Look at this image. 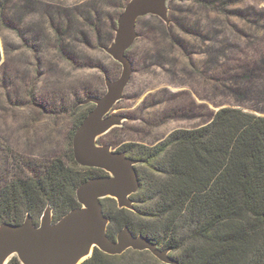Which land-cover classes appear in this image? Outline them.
Segmentation results:
<instances>
[{
  "label": "rangeland",
  "instance_id": "obj_1",
  "mask_svg": "<svg viewBox=\"0 0 264 264\" xmlns=\"http://www.w3.org/2000/svg\"><path fill=\"white\" fill-rule=\"evenodd\" d=\"M137 1L0 0V186L68 154L87 98L121 75L110 50ZM160 2L133 21L132 72L94 148L153 145L225 106L264 115V0Z\"/></svg>",
  "mask_w": 264,
  "mask_h": 264
},
{
  "label": "trees",
  "instance_id": "obj_2",
  "mask_svg": "<svg viewBox=\"0 0 264 264\" xmlns=\"http://www.w3.org/2000/svg\"><path fill=\"white\" fill-rule=\"evenodd\" d=\"M92 110L80 112L72 136ZM113 148L137 162L138 189L129 196L131 209L111 197L100 199L109 239L126 227L178 264H264L263 114L225 106L206 123L172 130L153 145ZM104 175L80 166L70 141L68 154L0 186V225H20L29 216L38 227L47 206L55 224L80 207L79 185ZM6 264L21 263L12 256ZM80 264L165 263L148 250L111 255L95 247Z\"/></svg>",
  "mask_w": 264,
  "mask_h": 264
},
{
  "label": "water",
  "instance_id": "obj_3",
  "mask_svg": "<svg viewBox=\"0 0 264 264\" xmlns=\"http://www.w3.org/2000/svg\"><path fill=\"white\" fill-rule=\"evenodd\" d=\"M160 1L129 3L118 17L114 46L110 52L122 66L121 75L117 80L106 83L107 91L101 98H87L95 106L77 127L72 138L75 161L83 167L102 169L109 175L90 178L81 183L76 190L80 207L67 213L55 224H52L49 206L43 211L38 227L32 224L29 216L20 225L1 224L0 263L9 252L11 254L16 251L21 264H69L91 236L94 248L107 254H121L129 248L148 250L165 264H178L167 255L166 250H158L142 236L134 237L126 227L117 233L115 241L106 236L108 219L103 214L100 199L111 197L119 207L131 209L129 196L138 189L134 168L137 162L122 152L111 151L107 147L94 148L91 145L93 134L115 121V118L103 116L120 99L131 75L132 68L126 50L133 40V21L146 14H160ZM110 172L115 176H111Z\"/></svg>",
  "mask_w": 264,
  "mask_h": 264
},
{
  "label": "bare ground",
  "instance_id": "obj_4",
  "mask_svg": "<svg viewBox=\"0 0 264 264\" xmlns=\"http://www.w3.org/2000/svg\"><path fill=\"white\" fill-rule=\"evenodd\" d=\"M112 174V172H111ZM95 246L91 236H89L87 242L85 243L84 247L82 248V250H80L78 253H76L73 258L69 261V264H79L81 261H83L84 259H86L90 254L91 251L93 249V247ZM10 255V252L2 259L0 264H4L8 258V256ZM24 264V262H23Z\"/></svg>",
  "mask_w": 264,
  "mask_h": 264
}]
</instances>
